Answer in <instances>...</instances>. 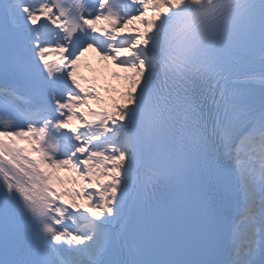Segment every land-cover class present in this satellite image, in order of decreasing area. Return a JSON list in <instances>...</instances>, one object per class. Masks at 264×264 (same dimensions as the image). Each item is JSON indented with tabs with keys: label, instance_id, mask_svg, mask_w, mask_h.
<instances>
[{
	"label": "snow or ice",
	"instance_id": "6c2138e0",
	"mask_svg": "<svg viewBox=\"0 0 264 264\" xmlns=\"http://www.w3.org/2000/svg\"><path fill=\"white\" fill-rule=\"evenodd\" d=\"M0 264H264V0H0Z\"/></svg>",
	"mask_w": 264,
	"mask_h": 264
},
{
	"label": "rangeland",
	"instance_id": "374dc122",
	"mask_svg": "<svg viewBox=\"0 0 264 264\" xmlns=\"http://www.w3.org/2000/svg\"><path fill=\"white\" fill-rule=\"evenodd\" d=\"M132 27L141 28V30H143L142 25L138 21L134 22L133 25L129 26V28ZM127 32L128 30H125V33ZM90 62H94L96 63V65L92 68ZM118 70L119 69L115 68V66L112 65L110 61H103L101 57L93 51L85 53L81 65L78 68L79 75L86 77L87 79H89V76L92 72H97L96 75L92 76L89 80L96 79L97 90L99 91L101 97L105 100H107L109 94L106 89L115 88L113 84H109L108 76L112 75L113 73H117ZM89 105L93 109L98 108V105L95 101H89ZM72 123L76 124L77 122L74 120Z\"/></svg>",
	"mask_w": 264,
	"mask_h": 264
},
{
	"label": "bare ground",
	"instance_id": "6f19581e",
	"mask_svg": "<svg viewBox=\"0 0 264 264\" xmlns=\"http://www.w3.org/2000/svg\"><path fill=\"white\" fill-rule=\"evenodd\" d=\"M54 59H55V58H54ZM90 65H91L92 67H94V66L96 65V63H94V62H90ZM96 73H97V72H92V73L90 74V76H89V79H90L92 76H95ZM58 175L61 176V177H67V178H69V179L75 178V173H73V172H64V171H60V172L58 173ZM68 187L71 188V187H73V186H72V185H68Z\"/></svg>",
	"mask_w": 264,
	"mask_h": 264
},
{
	"label": "trees",
	"instance_id": "16d2710c",
	"mask_svg": "<svg viewBox=\"0 0 264 264\" xmlns=\"http://www.w3.org/2000/svg\"><path fill=\"white\" fill-rule=\"evenodd\" d=\"M117 73H119V75L121 77L125 74L121 70H119V72H117ZM111 80L114 83L115 89H118V90H122L123 89V81L122 80L117 79L115 76H112ZM110 95H116V94L115 93H111ZM116 98H118V95H117Z\"/></svg>",
	"mask_w": 264,
	"mask_h": 264
}]
</instances>
